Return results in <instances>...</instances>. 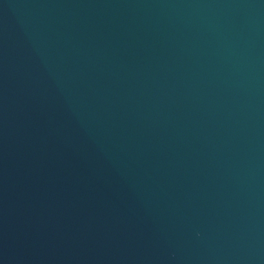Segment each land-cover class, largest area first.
<instances>
[{
    "label": "water",
    "instance_id": "obj_1",
    "mask_svg": "<svg viewBox=\"0 0 264 264\" xmlns=\"http://www.w3.org/2000/svg\"><path fill=\"white\" fill-rule=\"evenodd\" d=\"M0 264H264V0H0Z\"/></svg>",
    "mask_w": 264,
    "mask_h": 264
}]
</instances>
